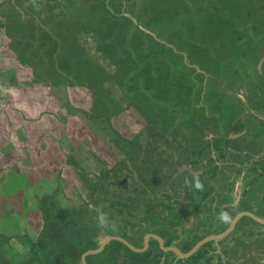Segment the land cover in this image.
<instances>
[{
	"label": "rangeland",
	"instance_id": "374dc122",
	"mask_svg": "<svg viewBox=\"0 0 264 264\" xmlns=\"http://www.w3.org/2000/svg\"><path fill=\"white\" fill-rule=\"evenodd\" d=\"M7 1L16 9L27 2ZM62 1V5L55 4ZM99 1L104 7H109L111 13L131 16L141 34L119 38L109 28L110 22H114L96 6ZM110 1L36 0L44 9L59 11L60 28L55 24L53 27L40 24L54 33V63L66 64L71 69L73 80L86 79L80 80L86 83L98 82L97 75L100 77L102 73L109 80V73L112 74L111 78L119 82L120 89H116L112 82H104V85L114 99L113 109H102L105 93L99 83L91 86L93 93L85 85L58 84L53 87L42 80L33 81L31 67L22 65L10 46L5 28L6 15H0V234L6 239L12 237L6 250L11 249L16 255L17 251L24 250L18 257L25 259L30 256L27 252L29 238L21 236L22 240H19L25 243L26 248L14 240V235L20 238L16 234L22 230L18 213L22 208L20 194L24 188L26 200L30 197L26 207L31 211L37 204L34 194L39 190L35 184L30 187L26 182L35 180L33 176L37 172L51 176L49 171L100 169L101 159H105L107 165L110 163L107 154H120L115 145L107 142L108 134L114 137L112 125L126 140L141 137L154 139L157 143L159 139L170 137V131L177 123H193V119L191 122L182 120L179 111L186 113L187 118L190 114L193 118V109H234L231 103L227 104L226 97H215L214 92L218 90L213 82L218 79L215 73L227 75L230 68L228 59L241 60L247 49L250 59H258V54L264 53V0H114L111 5ZM140 2L141 15L136 21L130 11ZM260 4L263 6L259 7ZM165 13L168 15L166 18ZM127 20L133 23L128 17L120 21ZM154 30L161 31L172 41L157 37ZM73 31L77 43L67 51L66 47L71 44L68 34ZM248 31L250 34L255 32V38H248ZM149 33L158 42L153 41ZM31 39L29 34L25 41L31 43ZM104 42L110 51L100 48L105 57L96 49ZM175 45L182 49L179 52L185 62H189L191 55L205 58L206 67L214 72L203 71L208 83L193 105L189 104L188 98L190 101L194 92L187 98L179 86L183 85L182 77L188 78L189 73L180 74L178 64H174V55L178 60L177 53L171 51L177 49ZM48 49H41V54L51 55L53 49ZM97 59L105 64L101 73L98 72ZM114 59L119 60V67L110 63ZM218 59L224 63H215ZM47 65H51L50 58L44 59L40 65L43 75ZM195 65L201 71L199 64ZM149 69H152L151 73ZM54 73L58 74L55 70ZM46 75L50 79L51 73ZM224 89L222 86L220 91ZM123 92L126 98H123ZM205 93L206 100L202 98V102L200 100ZM148 114L153 116V120H160L155 127L147 118ZM158 144H161L160 140ZM122 145L127 150L125 144ZM87 153L90 156L88 160ZM52 180V183L42 184L43 191L50 192L56 186L57 180ZM26 219L33 223L32 216ZM262 261L264 263V255Z\"/></svg>",
	"mask_w": 264,
	"mask_h": 264
},
{
	"label": "flooded vegetation",
	"instance_id": "af4514ba",
	"mask_svg": "<svg viewBox=\"0 0 264 264\" xmlns=\"http://www.w3.org/2000/svg\"><path fill=\"white\" fill-rule=\"evenodd\" d=\"M258 55L229 58V73H215V97H226L234 109H193V118L179 111L193 123H177L161 144L107 135L120 154H107L110 163L99 160L100 169L37 172L26 182L38 188L37 204L28 211L23 188L22 230L20 238L14 235L29 238L30 256L6 250L12 237L0 234V264H264L259 218L242 214L227 234L211 236L230 224L217 220L221 210L232 218L244 210L264 219V53ZM196 177L203 191L192 186ZM52 179L56 186L43 191ZM98 211L118 230L100 229Z\"/></svg>",
	"mask_w": 264,
	"mask_h": 264
},
{
	"label": "trees",
	"instance_id": "16d2710c",
	"mask_svg": "<svg viewBox=\"0 0 264 264\" xmlns=\"http://www.w3.org/2000/svg\"><path fill=\"white\" fill-rule=\"evenodd\" d=\"M112 1H110V5L112 4ZM145 1V0H142ZM23 2H19V4L21 5ZM135 3V1H134ZM57 6L58 5H62L61 2L55 3ZM77 4V3H76ZM141 2L138 3L135 6H132V10L130 11V13L132 14V16H134L136 18V21H138L139 17H140V9H141ZM2 5H4V9L2 8ZM101 11L104 12V14L106 15V17L110 18L114 23L109 24V28H112V31H115L118 35L119 38H126L127 36L133 38L135 35L137 34H141V32L139 31L140 28L135 25L134 21L132 20V18L129 17V15L125 16V15H118L119 13H111L109 10V7H104L100 1L97 3L96 5ZM263 6L262 4H260L259 7ZM24 7V8H23ZM93 11L98 14V11L96 9H93ZM167 11V10H166ZM59 12V11H58ZM58 12H52L51 10H47L44 9L42 7V5H40L39 3L36 2V0H27V2L25 4H23L19 9H16L15 7H12L11 4L9 3V1L7 0H3L0 3V15L4 16L6 15V23H5V28L7 31L8 36L10 37V46L13 50H15L17 57L19 59V61L22 63V65H28L31 67L32 69V77L33 80L36 81H45L48 82L50 85H52L53 87H57L58 84H60L59 86H69V85H73V84H79V85H85L87 88H89L90 90L93 91L94 93V89H92V87H95L97 83L100 84V88H102V90L105 93L104 99L102 100L101 103V107L102 109H113V101L114 99H111L109 93L107 92L104 82H112V84L114 83L115 88L116 89H120V84L117 80H113L111 78V75L109 73V80L106 78V74L102 73L100 75V77L97 75L98 78V82H90L88 81L83 82L86 79H79V80H73L72 77H70L71 75V69L66 66V64H56L54 63L55 59L53 58L54 56V52H56L54 50L55 48V41L56 39L54 38L52 31L51 30H46L45 28H42V26L40 24L43 25H48L51 27H53L52 25L55 24V26L59 27V16L57 15ZM168 12V11H167ZM168 15L165 13L164 18H166ZM129 18L131 19V21L133 23H130L128 20L127 21H120L121 18ZM120 19V20H118ZM227 24V23H226ZM137 29V30H136ZM156 32L157 37H160L162 39L166 38L167 40L172 41L171 39H168L167 36L164 37V34L159 31V30H154ZM76 32V31H75ZM130 33V34H128ZM29 34L32 36L31 39V43H27L25 41L26 37L29 36ZM256 34V33H254ZM151 39L155 42H158V40L152 35V34H148ZM55 36L57 37V33H55ZM68 36L70 37L68 42H70V46L66 47V50L68 51V49L72 48L74 45H76L77 41L75 39L74 41V31L70 34H68ZM247 36V35H246ZM163 45V44H162ZM176 46V45H175ZM177 49H170L171 51H175L177 54V58L176 59L175 55H174V64H178L177 65V69L179 70L180 74H185L186 72L189 73V77H182V83L184 85L180 86L181 92H183V95H185V97H189L190 93H193V97L191 98V100L189 101L188 98V102L190 105L195 104L196 102H198V100H196L197 95L202 96L203 92H204V88L206 83H208V78L205 81V84L203 82V77L204 74L203 71H206L207 73H214L211 72L209 68L206 67L205 65V58H199L198 56L195 55H191V59L189 58V62H185L184 61V56L179 52V49L182 50L180 47L176 46ZM50 48L52 50L51 55H43L41 54L40 50L42 49H48ZM104 49L106 51H109L107 44L104 42L102 44H99L98 47H96V49H99V51L102 53L104 52L101 49ZM49 50V49H48ZM246 50V49H245ZM102 55L104 56V54L102 53ZM211 55V53H210ZM243 58L244 57H249V52L248 49L247 51H245L243 54ZM92 56V55H91ZM105 57V56H104ZM48 59L50 58V63L51 65H47L46 67V74L47 72H50V79H48V77H46L47 75H43L41 73L40 70V65L43 64L44 59ZM98 60V59H97ZM236 60V59H235ZM209 61H213L212 58H209ZM99 62V60H98ZM113 65L116 66H120L119 60L114 59L112 60V62H110ZM198 63L199 67L201 68V71H198V66H196L195 64ZM88 65H90L89 62H87ZM109 64V63H108ZM105 64H101L99 62V66H97L98 68V72L101 73L103 71V68ZM181 68H180V66ZM196 66V67H195ZM107 67V66H106ZM54 70L56 72H58V74L56 75L54 73ZM117 72V68L116 71ZM149 72H152V69H149ZM234 72V71H233ZM232 72V74H233ZM236 73V72H235ZM219 76H225L223 74L217 73ZM211 77H209L210 80ZM197 79V80H196ZM83 80V81H80ZM87 81V80H86ZM179 82V81H178ZM199 82V84H197ZM92 83V84H91ZM111 84V83H110ZM204 84V85H203ZM198 85V87H197ZM92 86V87H91ZM204 87V88H203ZM123 94V98H126L124 95H126L124 92ZM206 97V93L203 95V97H201L204 99ZM206 100V98L204 99ZM129 102H132V100H129ZM203 102V101H202ZM133 103V102H132ZM202 105V104H201ZM143 106L140 103V109H142ZM120 109V108H119ZM147 118L149 119V121L151 120V124H153V126L155 127L156 124L160 122L159 119L155 118L156 120H153V116H151L150 114L147 115ZM165 118V116H164ZM112 124V123H110ZM111 126V125H110ZM112 127V132L114 137L118 138V139H124L122 136H120L116 129ZM157 129V128H156ZM109 133V132H108ZM109 135V134H108ZM110 138H114L113 136L109 135ZM115 138V139H116Z\"/></svg>",
	"mask_w": 264,
	"mask_h": 264
},
{
	"label": "clouds",
	"instance_id": "9594fccd",
	"mask_svg": "<svg viewBox=\"0 0 264 264\" xmlns=\"http://www.w3.org/2000/svg\"><path fill=\"white\" fill-rule=\"evenodd\" d=\"M196 190L203 191L204 190V184L203 182L199 179V177L194 178V184L192 185ZM217 220L220 223L223 224H229L232 221V216L231 214L226 211V210H221L218 215H217ZM97 226L100 229H111L112 231H117L118 230V225L117 223L112 220L109 216L108 213L105 212H99L97 215Z\"/></svg>",
	"mask_w": 264,
	"mask_h": 264
},
{
	"label": "water",
	"instance_id": "95a60500",
	"mask_svg": "<svg viewBox=\"0 0 264 264\" xmlns=\"http://www.w3.org/2000/svg\"><path fill=\"white\" fill-rule=\"evenodd\" d=\"M262 58H264V55H263ZM242 214H247V215L252 216V217H254V218H256V219L259 218L260 220L264 221L263 218H261V217H259V216L257 217V216H255L254 214H252V213L249 212V211L241 210V211L237 212V213L234 215V217L232 218V221H231V223L228 225V227H226V228H225L223 231H221V232H218V233H216V234H211V236H213L214 238H219V237H221V236L227 234V233L232 229V227L234 226L236 220H237ZM208 237H209V236L203 238V240L207 239ZM203 240H200L199 242H197V243H196V244H197L196 246H199V245H200V242L203 241ZM195 248H196V247H195ZM195 248H194V249H195ZM91 250H93V249H91ZM190 253H192V251L189 252V253H187V254H190Z\"/></svg>",
	"mask_w": 264,
	"mask_h": 264
},
{
	"label": "crops",
	"instance_id": "0c3cea01",
	"mask_svg": "<svg viewBox=\"0 0 264 264\" xmlns=\"http://www.w3.org/2000/svg\"><path fill=\"white\" fill-rule=\"evenodd\" d=\"M33 81H36V80H33Z\"/></svg>",
	"mask_w": 264,
	"mask_h": 264
}]
</instances>
